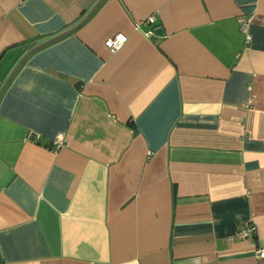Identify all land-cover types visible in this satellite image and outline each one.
I'll return each mask as SVG.
<instances>
[{"label":"crops","instance_id":"0c3cea01","mask_svg":"<svg viewBox=\"0 0 264 264\" xmlns=\"http://www.w3.org/2000/svg\"><path fill=\"white\" fill-rule=\"evenodd\" d=\"M95 1L0 0V86ZM261 249L264 0H103L16 69L0 264H264Z\"/></svg>","mask_w":264,"mask_h":264},{"label":"water","instance_id":"95a60500","mask_svg":"<svg viewBox=\"0 0 264 264\" xmlns=\"http://www.w3.org/2000/svg\"><path fill=\"white\" fill-rule=\"evenodd\" d=\"M102 1L103 0H96L95 3L88 9V11L74 25H72V26L68 27L67 29H64V30L56 33L55 35H52L51 37H48L46 39H43L42 41H39L38 43H36L32 47H30L27 51H25L24 54L20 57V59L17 61V63L14 65V67L11 69V71L9 72L7 77L2 82V84L0 86V96H1L2 92L4 91V89L6 88L9 80L13 76L14 72L16 71V69L19 67V65L24 61V59L32 51H34V50L40 48L41 46H44V45H46V44H48V43H50V42L62 37V36H64L65 34L71 32L72 30L77 28L79 25H81L93 13V11L98 7V5ZM154 30H155V33H157V34H162L163 33V29H162L161 26H158V27L154 28Z\"/></svg>","mask_w":264,"mask_h":264},{"label":"built area","instance_id":"2783aa9c","mask_svg":"<svg viewBox=\"0 0 264 264\" xmlns=\"http://www.w3.org/2000/svg\"><path fill=\"white\" fill-rule=\"evenodd\" d=\"M153 17L154 16H150V19H153ZM250 21H251V17H245V18L241 19V22H240L241 30L246 33V35H245L246 40H249V38H250V34L248 33V30H247ZM152 34H154V29L151 28L147 31V35H152ZM126 39H127V36L125 33L118 32L112 36L107 37L105 39L104 43L110 51L114 52L123 46ZM254 230H255L254 224L248 225L246 228L241 227L239 229V235L250 236L252 234V231H254ZM260 255H264V249L260 250Z\"/></svg>","mask_w":264,"mask_h":264}]
</instances>
